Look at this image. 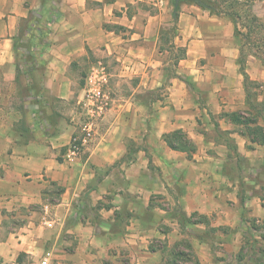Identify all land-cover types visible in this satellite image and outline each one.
Masks as SVG:
<instances>
[{"label": "crops", "instance_id": "1", "mask_svg": "<svg viewBox=\"0 0 264 264\" xmlns=\"http://www.w3.org/2000/svg\"><path fill=\"white\" fill-rule=\"evenodd\" d=\"M202 2L0 0V260L264 262V144L228 115L252 112L251 126H264V60L247 56L248 85L233 18ZM252 11L264 20V0ZM36 16L43 46L26 63ZM98 58L111 107L72 159ZM175 131L196 150L170 147ZM46 204L53 227L41 221Z\"/></svg>", "mask_w": 264, "mask_h": 264}, {"label": "trees", "instance_id": "2", "mask_svg": "<svg viewBox=\"0 0 264 264\" xmlns=\"http://www.w3.org/2000/svg\"><path fill=\"white\" fill-rule=\"evenodd\" d=\"M202 4L212 11L218 13H224L231 16L236 24V33L242 37L241 46V64L242 70L245 73L246 83L248 85L253 82L249 79L248 74L245 72L244 64L246 58L250 54H254L261 57L264 60V20L258 17L252 11V0H203ZM45 32V26L41 21V17L36 16L32 18L30 24L25 32L26 40L22 42V45L26 48L24 53L20 54L22 61L26 63H34L36 59L37 48L43 46V33ZM247 45H255L259 49L256 51L246 50ZM183 56V52L181 53ZM256 84V83H253ZM251 94L248 90V98ZM264 111V104L260 113ZM251 115L244 116L238 112H232L228 114L230 118L237 123H244L246 129H243V133L249 135L251 141L256 144H264V126L255 125L252 123L257 122V114L250 112ZM259 113V110H257ZM264 113V112H263ZM263 119H264V114ZM244 118H243V117ZM251 123V124H250ZM169 146L174 149H181L188 152L196 150L195 144L180 131H175L165 136ZM251 147H254L251 145ZM260 261L262 258H258ZM162 264H202L198 258H168ZM261 264H264L261 261Z\"/></svg>", "mask_w": 264, "mask_h": 264}, {"label": "built area", "instance_id": "3", "mask_svg": "<svg viewBox=\"0 0 264 264\" xmlns=\"http://www.w3.org/2000/svg\"><path fill=\"white\" fill-rule=\"evenodd\" d=\"M112 96L110 92V73L103 59L94 60L85 75V83L78 104L82 111L80 133L73 136L69 145V157H81L92 144L98 134L101 124L110 110ZM42 223L47 227L54 226L50 217V206L45 205L41 215ZM0 264H28L18 260L1 259ZM51 264L50 253H47L38 263Z\"/></svg>", "mask_w": 264, "mask_h": 264}, {"label": "rangeland", "instance_id": "4", "mask_svg": "<svg viewBox=\"0 0 264 264\" xmlns=\"http://www.w3.org/2000/svg\"><path fill=\"white\" fill-rule=\"evenodd\" d=\"M248 49H250L251 51H256V50H258L259 48L257 47V46H255V45H247L246 46V50H248ZM246 247H248V248H246ZM258 249H259V246H258ZM249 252H250V247L246 244V246L244 247V248H242V251H241V253H240V259H244L245 258V255H247V254H249ZM254 254H257V250L254 252ZM256 255H254V257H255ZM247 259V258H246ZM251 259V258H250ZM252 259H254V262L256 263V264H261V261L258 259V258H252ZM245 264H252V263H248V262H246Z\"/></svg>", "mask_w": 264, "mask_h": 264}, {"label": "water", "instance_id": "5", "mask_svg": "<svg viewBox=\"0 0 264 264\" xmlns=\"http://www.w3.org/2000/svg\"><path fill=\"white\" fill-rule=\"evenodd\" d=\"M175 1V6H178V4H179V2L181 1V0H174ZM194 1H198V2H200L201 0H194Z\"/></svg>", "mask_w": 264, "mask_h": 264}]
</instances>
